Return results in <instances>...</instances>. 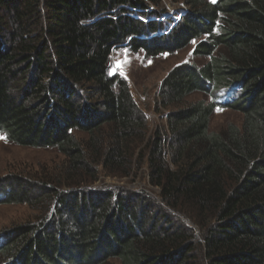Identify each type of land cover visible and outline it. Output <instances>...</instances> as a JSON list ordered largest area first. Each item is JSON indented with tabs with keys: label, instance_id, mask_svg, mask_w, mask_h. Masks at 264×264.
<instances>
[{
	"label": "trees",
	"instance_id": "1",
	"mask_svg": "<svg viewBox=\"0 0 264 264\" xmlns=\"http://www.w3.org/2000/svg\"><path fill=\"white\" fill-rule=\"evenodd\" d=\"M148 1L0 0V136L56 149L68 177L36 194L19 180L0 184V204L45 207L39 222L0 233V264H264V0H187L175 25ZM193 42L210 61L176 67L161 89L171 168L164 134L147 140L112 58ZM197 92L210 105L189 103ZM217 107L241 113L242 127L210 132ZM143 165L159 199L88 189Z\"/></svg>",
	"mask_w": 264,
	"mask_h": 264
},
{
	"label": "rangeland",
	"instance_id": "2",
	"mask_svg": "<svg viewBox=\"0 0 264 264\" xmlns=\"http://www.w3.org/2000/svg\"><path fill=\"white\" fill-rule=\"evenodd\" d=\"M148 1V0H147ZM156 3L158 12L166 11L164 17L173 19L174 25L190 12L191 7L186 3L187 0H153ZM213 1V0H210ZM150 3V1H148ZM216 2V0H215ZM151 10L155 8L150 3ZM173 25V26H174ZM196 43L190 44L185 49L180 50L172 55H162L158 57H149L144 52L134 53L128 48H119L114 52L112 58L111 73L121 74V70L116 69L117 62H123L125 59L130 63L124 65L122 75L130 84L134 97L143 110L148 121L147 140L159 129L164 134V147H166V157L171 168H174L171 162V135L167 124L169 111L161 105V89L165 79L178 66L193 63L199 68H203L210 59L204 56H196L194 50ZM216 54L223 55L221 51ZM189 103L204 102L206 106L210 105L212 98L203 92H197L188 98ZM244 117L241 113L230 108H216L210 118L209 130L212 133H221L229 126L234 125L242 127ZM168 135V136H167ZM82 134H78V138ZM0 184L7 182H25L28 184L27 189L32 193H37L36 185L42 184L46 179L65 181L67 177V165L65 157L53 148H33L15 145L0 136ZM102 170V169H100ZM78 175V174H75ZM76 178L79 176H75ZM99 181L89 184L88 189L97 188L105 189H130L138 194H149L159 199L160 190L154 187L150 182V177L146 167L133 172L130 177L106 176L99 175ZM23 185V184H20ZM18 184V187L20 186ZM66 190L68 188H65ZM160 205H164L160 202ZM165 208V207H164ZM45 207L38 206L35 201L32 203H1L0 204V233L12 230L19 226L34 224L40 221ZM173 217L185 219L176 212L166 208ZM186 215V213H184ZM183 217V218H182ZM189 217V216H188ZM185 223L186 221L183 220ZM186 224H191L187 220ZM188 227V226H187ZM196 234L199 235L197 227ZM118 264V263H116Z\"/></svg>",
	"mask_w": 264,
	"mask_h": 264
},
{
	"label": "snow or ice",
	"instance_id": "3",
	"mask_svg": "<svg viewBox=\"0 0 264 264\" xmlns=\"http://www.w3.org/2000/svg\"><path fill=\"white\" fill-rule=\"evenodd\" d=\"M213 2H215V0H213ZM193 43H195V42H193ZM128 63H130V61H128L127 59H125L123 62H117V65H116V69L121 70V74L124 75L125 78H127L126 77V73H124L122 71V69H123L124 65H126ZM110 74H115V73L113 72V73H110ZM0 138H2V137H0Z\"/></svg>",
	"mask_w": 264,
	"mask_h": 264
}]
</instances>
